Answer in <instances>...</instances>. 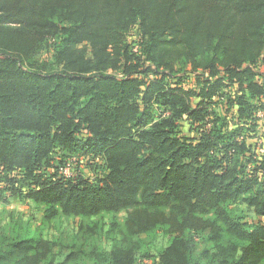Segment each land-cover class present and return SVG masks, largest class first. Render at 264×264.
I'll return each instance as SVG.
<instances>
[{"label":"trees","instance_id":"trees-1","mask_svg":"<svg viewBox=\"0 0 264 264\" xmlns=\"http://www.w3.org/2000/svg\"><path fill=\"white\" fill-rule=\"evenodd\" d=\"M258 112L264 0H0V264H264Z\"/></svg>","mask_w":264,"mask_h":264},{"label":"rangeland","instance_id":"rangeland-1","mask_svg":"<svg viewBox=\"0 0 264 264\" xmlns=\"http://www.w3.org/2000/svg\"><path fill=\"white\" fill-rule=\"evenodd\" d=\"M129 41H136V35L131 34L129 37ZM45 57H48L50 55V51L48 48H45L44 50ZM191 81H187V85H185L187 88L191 87ZM226 110V107L224 105H220L219 112L224 113ZM262 116L260 118V134L264 132V113L261 112ZM230 117V114H228V118ZM183 132L185 134H188V127L186 124H183ZM189 135L193 136V133H189ZM256 140L251 141V143H255ZM260 145V144H259ZM258 153L261 155H264L261 149L258 151ZM76 165H73L75 167ZM79 170L84 171V176L86 178H92L94 176L92 170L89 169V165L86 164V160H83L78 167ZM72 170H67V174L71 175ZM41 214L42 212L35 208V206L28 201L19 200V199H10L9 204L6 206L0 205V228H3L5 231L12 230L14 228V224L17 220L26 221L28 219H32V223L35 225L41 224ZM249 217L254 219L251 215V213H248ZM13 218V219H12ZM119 221H124L125 214L121 213L117 216ZM104 221H107L104 220ZM91 222L88 221H82L80 219H72V218H65V217H59L54 222H52V225L50 227L47 226L45 228L46 234H50L53 236H59L62 239H69L73 237L74 235H78L80 237V240L82 242V245L85 249L93 248L97 246V236L87 230H85V226L90 225ZM80 225H83V229H81ZM195 243V255H200L202 251L205 248V243L202 241V238L196 237L193 239ZM143 264H152L150 261L144 262Z\"/></svg>","mask_w":264,"mask_h":264},{"label":"built area","instance_id":"built-area-1","mask_svg":"<svg viewBox=\"0 0 264 264\" xmlns=\"http://www.w3.org/2000/svg\"><path fill=\"white\" fill-rule=\"evenodd\" d=\"M261 116H262L261 112H258V113H257V118L259 119V123H260V118H261Z\"/></svg>","mask_w":264,"mask_h":264}]
</instances>
